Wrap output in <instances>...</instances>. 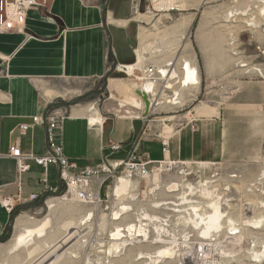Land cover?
<instances>
[{
  "label": "crops",
  "instance_id": "crops-1",
  "mask_svg": "<svg viewBox=\"0 0 264 264\" xmlns=\"http://www.w3.org/2000/svg\"><path fill=\"white\" fill-rule=\"evenodd\" d=\"M132 3L133 0H50L46 7L30 10L23 33L0 34V258L17 259L23 248L31 250V243L45 237L48 227L43 237L34 236L19 248L15 247L17 238L48 221L38 226L30 223L43 206L49 209L53 202L55 209L59 204L54 197H49L46 203L24 202L30 195L43 191L42 169L35 164L23 178L19 198L18 165L8 157V152L13 145H19L24 153L47 152L45 127L35 126L24 133L20 130L23 124L32 125L34 117L44 115L50 108H59L66 114L64 152L79 169L98 166L106 156L122 162L135 143L152 160L165 158L163 146L155 137L159 129L153 123L157 121L146 124L135 117L147 115L142 95L139 107L126 106L123 112H117L115 109L120 106L110 99L89 101L101 94L100 82L115 71L117 64L132 65L138 61L142 37L132 25ZM147 62L142 65L164 66ZM200 86L184 87L180 97L200 94ZM238 88L226 107L236 108L233 112L263 114L264 83L252 79L241 82ZM98 101L102 102L100 106ZM92 117H100L103 123L91 127ZM225 129V123L216 115L200 118L196 132L189 127L175 130L167 156L172 160L216 162L224 171L238 173L237 168L247 167L256 157H251L250 147L243 155L229 150ZM111 143L121 144L124 149L113 153L109 149ZM57 180L58 171L51 168L50 185L55 187ZM5 198H18L13 215L2 205ZM68 253L69 250L65 252Z\"/></svg>",
  "mask_w": 264,
  "mask_h": 264
},
{
  "label": "rangeland",
  "instance_id": "rangeland-1",
  "mask_svg": "<svg viewBox=\"0 0 264 264\" xmlns=\"http://www.w3.org/2000/svg\"><path fill=\"white\" fill-rule=\"evenodd\" d=\"M170 1L133 0L132 25L138 28L142 37L138 51L142 54V61H148L147 63L160 65L179 63L180 70L176 73L181 79L184 63L191 62L197 66L198 82L201 84L200 94L192 93L179 97L182 109H186L179 114L183 115L193 110L199 120L213 118L216 115L220 122L225 123V142L228 149H234L236 154L243 155L250 147L251 157H256L247 167L237 168L238 173L243 174L242 179L231 184V203L229 209H223V212L227 213V219L224 221L227 222L231 218L235 226L231 222L223 221L220 226L222 232L215 236L220 240L223 251H228L220 258L221 264H264V222L260 226L253 223L254 220L257 219V222L264 217V209L261 206V203H264V178L259 180L264 173V113L260 115L239 113L233 112L232 109L236 108L226 107L228 103H232L241 82L252 79L262 81L254 69L261 68L264 73V0H175L173 4L181 5V9L170 8L168 5ZM164 3H167L168 8L156 7ZM112 84L128 87V95L122 94L117 100L111 99L115 90ZM100 87L103 91L99 95H94L90 102L110 99L111 102H116L115 106H120L115 110L123 112L124 107L134 106L127 97L133 101H140L141 94L135 78H129L118 71L108 74L100 82ZM182 89L184 88H179L175 92L180 93ZM98 96H101V99H98ZM101 101H98L99 106ZM167 111L165 107L157 109L156 114L149 117V120L159 121L160 117L171 118L179 115L175 114V109L170 114H166ZM252 184H256V187L250 188ZM143 189L138 188L134 192L135 196H139L134 202L130 199L127 202L113 201L109 210L97 211L75 200L56 199L59 204L55 209L43 206L34 216V220L30 221L34 226H38L50 220L47 235L32 242L31 250L23 248L20 252L22 255L17 259L0 258V264H34L49 254L50 257L41 264H50L54 261L55 264H179V256L166 258L161 256L159 251L169 250L176 242L179 249L177 252L181 254L184 247L194 246L190 242L183 245L182 241H173L167 246H162L153 243V240L145 241L140 238L132 242L114 236L117 226L131 224L135 220L133 212L148 209L155 203V199L158 201L171 199L170 195L161 193L155 199L148 197L146 200L141 193ZM134 194L131 193L133 198ZM124 205L131 207L132 212L123 215L121 220H117L116 217L114 219L112 214L118 212L119 206ZM91 212L94 216L88 217ZM157 213L162 214L164 211ZM86 216L89 219L85 218ZM84 218L86 224L81 225ZM77 229L81 233L79 238L75 237L63 249L52 251L53 248L50 247ZM196 234L198 236L199 232L196 231ZM125 241L127 242L114 252L116 242L121 244ZM67 250L69 253L65 254ZM63 251L65 255L58 259L57 254ZM140 253L143 255H139Z\"/></svg>",
  "mask_w": 264,
  "mask_h": 264
},
{
  "label": "built area",
  "instance_id": "built-area-1",
  "mask_svg": "<svg viewBox=\"0 0 264 264\" xmlns=\"http://www.w3.org/2000/svg\"><path fill=\"white\" fill-rule=\"evenodd\" d=\"M50 0H0V34L10 32L23 33L30 10L34 7H46ZM184 63L182 71L186 70ZM115 71L123 73L127 77H134L138 83V89L148 102L147 115L136 114V118L143 119L145 123L155 115L157 109L167 108L166 114L174 109L175 114L184 112L180 94L175 92L179 86L184 88V81L176 73V64L169 63L162 67L153 65H142L138 61L132 65H116ZM257 75L264 81V73L261 68L254 69ZM190 85V84H189ZM192 86L200 83H192ZM179 94V95H178ZM181 109V110H178ZM170 111V112H169ZM66 114L59 108H50L42 116L33 118V124L20 126L22 133L35 126L45 127L47 133V152L43 155L24 153L19 145L9 148L8 157L17 161L19 198L22 196L23 178L32 170V164L42 169L40 182L43 191L39 194H32L24 199L25 203H46L49 197L61 201H77L78 203L93 207L95 210H109L113 201H124L128 199L134 202L139 198L134 192L138 188H144L142 194L144 199L154 198L159 194L170 195V200L155 199L148 209L133 212L135 220L131 224L119 227L120 240L136 239L153 240V243L167 246L173 238L178 241L190 242L198 247L201 253L202 247H208L206 256L200 264H221L220 251L223 250L220 240L212 233V236L205 237L200 232L201 219L199 214L209 212L211 204L208 203L219 195L222 198V209H229L231 203L232 183L242 179L239 173H228L216 162L172 160L167 155L170 149V142L175 135V130L189 127L193 132L198 130L199 118L193 110L183 115L171 118L160 117L157 121L158 129L155 137L163 146L165 158L161 161L152 160L146 153L142 152L138 144L133 145L126 160L114 162L108 156L95 167L79 169L65 155L62 142L63 124ZM175 122V123H174ZM96 127L97 125H92ZM176 127V128H175ZM175 128V129H174ZM109 149L115 153L122 151L124 146L111 143ZM56 168L58 180L55 187L49 183V171ZM192 177H195L192 179ZM263 177V176H262ZM155 178H159L158 181ZM122 180L131 182V187L121 196L116 193L117 185ZM177 183L176 189H171V183ZM211 192V193H210ZM134 194V198L131 196ZM208 193H210L208 195ZM18 199V198H16ZM16 199L5 198L2 205L6 211L13 215L16 209ZM148 206V204H146ZM210 208H208V207ZM122 206L117 208L120 211L119 219L132 210H124ZM157 211H164L159 214ZM225 214V213H224ZM227 214V213H226ZM225 214V218H227ZM198 223L199 227H197ZM192 227H189V226ZM196 231L199 232L197 236ZM212 237V238H210ZM219 244L214 250L210 244ZM192 245V246H193ZM193 246V247H194ZM185 250V249H184ZM195 250V249H194ZM212 251V252H211Z\"/></svg>",
  "mask_w": 264,
  "mask_h": 264
},
{
  "label": "bare ground",
  "instance_id": "bare-ground-1",
  "mask_svg": "<svg viewBox=\"0 0 264 264\" xmlns=\"http://www.w3.org/2000/svg\"><path fill=\"white\" fill-rule=\"evenodd\" d=\"M158 0H156V2H157ZM173 3H175V0H171L170 1V4H168L169 5V7L170 8H172V7H174V8H178V9H181L182 8V6L181 5H174ZM167 5V3H164V4H158L156 7L158 8V9H166V7L168 8V5ZM137 56H138V62L139 63H143V61H142V59H143V57H142V54L139 52V51H137ZM187 64V66H186V70H183V81H184V85L185 86H188L189 84H192V83H198V81H199V74H198V68H197V66H195V65H192L191 64V62H187L186 63ZM114 89V88H113ZM128 87H122V86H119L118 84H117V86H116V88H115V90L113 91V93H112V95H111V98L112 99H115V100H117L118 98V96H120V95H128L127 94V92H128ZM179 95V94H178ZM123 97V96H122ZM127 99L130 101V102H132L133 103V105L134 106H138L139 105V102L136 100V101H133L132 100V98H130V97H127ZM126 99V100H127ZM98 123H103V119H101L100 117L99 118H95V117H92L91 118V124L92 125H94V124H98ZM263 176V177H262ZM261 176V179H259V180H262L263 178H264V173H263V175ZM155 180L156 181H158L159 180V178H155ZM177 183H171V189H176L177 188V185H176ZM251 187L250 188H253V187H256V184H252V185H250ZM129 187H131V182H129V181H125V180H122L121 181V183L120 184H118L117 185V188H116V193H117V195L118 196H121V195H124L127 191H128V189H129ZM211 193V192H210ZM210 193H208V195L210 194ZM209 205L211 204V208H212V210L210 209V211L209 212H207V211H205V213H203L202 215H201V213L199 214V219H201V222H200V224H201V227H200V232H202L203 233V235L205 236V237H208V236H212V233H220V232H222V231H220L221 230V228H220V226H221V223L225 220V219H227V218H225V214H224V212H223V209H222V207H221V205H222V198H220V196L219 195H216V198L215 199H212L209 203H208ZM50 208L51 209H53L54 207H55V204L52 202V203H50ZM261 206L263 207V209H264V203L262 202L261 203ZM123 208L122 209H124V210H132V208L131 207H127V206H122ZM208 207V206H207ZM208 208H210V207H208ZM253 211H255V210H253ZM95 212V211H94ZM115 212V211H114ZM92 213L93 212H91L90 214H88L87 216L88 217H91V216H94V215H92ZM112 215H114V219H115V217H116V219H119V215H120V211H118V212H116L115 214H112ZM85 217V218H88V217ZM85 218H84V220L81 222V225H85L86 224V221H85ZM89 219V218H88ZM105 219V218H104ZM103 219V220H104ZM90 220H92V218L90 219ZM106 220V219H105ZM229 220V219H228ZM257 220V219H256ZM256 220H254L253 221V223L257 226V225H263V222H264V217L262 218V219H259L257 222H256ZM89 221V220H88ZM87 221V222H88ZM229 222H231L232 224H233V226H235L234 224H235V222L230 218V220L229 221H224V223H229ZM246 222H248V221H246ZM245 222V223H246ZM250 223V222H249ZM197 225V227H199V225H198V223H196ZM231 224V225H232ZM247 225H248V223H246ZM223 225V224H222ZM250 225V224H249ZM50 226V221L48 220L46 223H44V224H42L40 227H38L37 229H35V230H29L28 232H23V233H21L20 234V236H19V238H17V240H16V248H19V247H21V246H23V245H25L27 242H28V240H30L32 237H34V236H37V237H43L45 234H46V229H47V227H49ZM254 226V225H253ZM255 226V227H256ZM262 227V226H261ZM72 229H74L73 227H72ZM76 229V228H75ZM235 229V228H234ZM81 236V233H80V231L77 229V230H75V231H71L67 236H66V238L63 240V241H61L59 244H57L55 247H53V249H52V251L54 250V251H57L58 249H63V247H66V245H68V243H71L73 240H74V238L75 237H80ZM114 236H115V238H120V233H119V226H117V228H116V232H115V234H114ZM210 238H212V237H210ZM261 239V238H260ZM112 240V239H111ZM113 241H114V239H113ZM173 241H177V242H179L176 238H173V240L170 242V243H172ZM127 241H125V242H122L121 244H119V243H117L116 242V244L114 245V247H115V251L114 252H116V249H118L119 250V248H121L122 247V244L124 245V243H126ZM217 245L218 244H214V243H212V244H210L209 245V247H211V249L212 250H214V248L216 249L217 248ZM113 247V246H112ZM112 247H111V249H112ZM170 247V246H169ZM198 247H199V245H198ZM198 247H197V245L196 246H194V247H184L183 248V252L180 254V253H178L177 251L179 250L178 249V244L175 242V243H173L172 244V247L169 249V250H167V251H164V252H161V251H159L158 253L159 254H161V256L163 255L164 257L166 256V258H168V257H174V256H179L180 258H179V264H198V261H199V263L200 262H202L204 259H205V257L206 256H208V255H210L211 253H209V252H207V250L209 249L208 247H203V246H201L202 248V251H201V253L199 252V250H197L198 249ZM235 247V246H234ZM125 248V247H124ZM167 248V247H166ZM65 249V248H64ZM168 249V248H167ZM185 249V250H184ZM195 249V250H194ZM122 250V249H121ZM226 250V249H225ZM112 251H113V249H112ZM111 251V252H112ZM231 251V250H230ZM64 252L65 251H63V252H61V253H59V254H57V258L58 259H60V258H62L63 257V254H64ZM118 252V251H117ZM178 254H177V253ZM180 252V251H179ZM212 252V251H211ZM119 253V252H118ZM157 253V254H158ZM221 255H223V253L225 254V253H228V251L226 252V251H223V250H221ZM157 254H155V256L154 257H156L157 256ZM260 254V253H259ZM50 255L51 254H49V255H46L43 259H41L37 264H41V263H43L44 261H46V259H48V257H50ZM139 255H143V253H140ZM258 254H256V256H257ZM150 256V255H149ZM194 256H197L196 258H194ZM259 256V255H258ZM153 257V256H152ZM153 257V258H154ZM162 258V257H161ZM200 258V259H199ZM258 258V257H257ZM262 258V257H261ZM147 259V258H146ZM150 260V259H149ZM161 260V259H160ZM159 260V262H161ZM151 261V260H150ZM152 261H154L155 262V260H152ZM262 262V261H261ZM56 263V261H54V262H51L50 264H55ZM157 263V262H156Z\"/></svg>",
  "mask_w": 264,
  "mask_h": 264
},
{
  "label": "water",
  "instance_id": "water-1",
  "mask_svg": "<svg viewBox=\"0 0 264 264\" xmlns=\"http://www.w3.org/2000/svg\"><path fill=\"white\" fill-rule=\"evenodd\" d=\"M144 99H145V102L147 103V107H148V102H147V99H146V97H143Z\"/></svg>",
  "mask_w": 264,
  "mask_h": 264
}]
</instances>
